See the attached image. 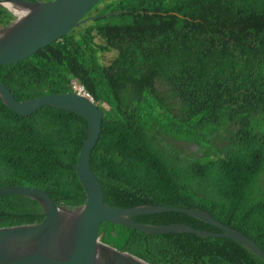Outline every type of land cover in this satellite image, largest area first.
<instances>
[{"label": "trees", "instance_id": "trees-1", "mask_svg": "<svg viewBox=\"0 0 264 264\" xmlns=\"http://www.w3.org/2000/svg\"><path fill=\"white\" fill-rule=\"evenodd\" d=\"M87 16L99 17L0 66V82L26 101L71 92L76 80L104 109L92 167L106 204L203 210L264 250V0H101ZM13 18L0 8V24ZM112 51L105 64L101 54ZM88 129L84 117L49 106L20 116L0 97V187L82 206L76 166ZM44 218L31 198L0 197V228ZM134 219L221 232L181 212ZM103 241L151 264H264L234 240L193 233L105 223Z\"/></svg>", "mask_w": 264, "mask_h": 264}, {"label": "water", "instance_id": "water-1", "mask_svg": "<svg viewBox=\"0 0 264 264\" xmlns=\"http://www.w3.org/2000/svg\"><path fill=\"white\" fill-rule=\"evenodd\" d=\"M101 0H1L0 5L15 19L0 28V66L24 61L61 39L75 28L99 16H87ZM111 12L104 14H117ZM0 97L6 107L20 116H29L49 106L84 117L87 138L76 166L87 201L75 208L58 205L45 190L30 186L0 187V197L23 195L37 201L45 218L41 223L0 228V264H151L103 241V224L112 223L145 234L193 233L238 242L264 261V250L251 238L224 225L208 212L173 206L148 205L120 208L106 204L102 184L92 167V153L103 133L105 111L81 93L48 94L20 101L0 82ZM181 212L197 217L221 232L196 229L183 223L150 225L134 217L145 214Z\"/></svg>", "mask_w": 264, "mask_h": 264}, {"label": "clouds", "instance_id": "clouds-1", "mask_svg": "<svg viewBox=\"0 0 264 264\" xmlns=\"http://www.w3.org/2000/svg\"><path fill=\"white\" fill-rule=\"evenodd\" d=\"M28 1H31V2H40V1H42V2H49V1H47V0H28ZM54 1V0H53ZM14 16V15H13ZM15 17V16H14ZM15 19V18H14ZM13 19V20H14ZM12 20V21H13ZM11 21V22H12ZM10 22V23H11ZM6 26V25H5ZM109 53H113L114 55H116V51H112V52H109ZM107 54V53H106ZM74 81H76V80H73L72 81V83H71V88H72V91L71 92H73V93H81V94H84V95H87V96H89V97H91L93 100H94V98L86 91V89L84 88V86H82L79 82H77L80 86H82L83 88H84V91H85V93L84 92H79V91H77V90H75L74 88H73V82ZM96 103V102H95Z\"/></svg>", "mask_w": 264, "mask_h": 264}, {"label": "rangeland", "instance_id": "rangeland-1", "mask_svg": "<svg viewBox=\"0 0 264 264\" xmlns=\"http://www.w3.org/2000/svg\"><path fill=\"white\" fill-rule=\"evenodd\" d=\"M102 56V60L105 64H110L116 57V55H114L113 53H107V54H101ZM105 108H108L109 106L104 104Z\"/></svg>", "mask_w": 264, "mask_h": 264}, {"label": "built area", "instance_id": "built-area-1", "mask_svg": "<svg viewBox=\"0 0 264 264\" xmlns=\"http://www.w3.org/2000/svg\"><path fill=\"white\" fill-rule=\"evenodd\" d=\"M73 88L79 92H84V88L82 86H80L76 81L73 82Z\"/></svg>", "mask_w": 264, "mask_h": 264}, {"label": "flooded vegetation", "instance_id": "flooded-vegetation-1", "mask_svg": "<svg viewBox=\"0 0 264 264\" xmlns=\"http://www.w3.org/2000/svg\"><path fill=\"white\" fill-rule=\"evenodd\" d=\"M1 1V0H0ZM0 8H4V7H2L1 5H0ZM14 17V16H13ZM15 18V17H14ZM13 18V19H14ZM7 25V24H6ZM5 25L4 24H0V28H2V27H4Z\"/></svg>", "mask_w": 264, "mask_h": 264}]
</instances>
